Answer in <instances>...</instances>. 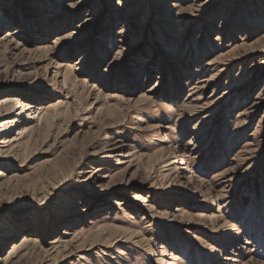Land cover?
Wrapping results in <instances>:
<instances>
[{
	"label": "rangeland",
	"instance_id": "374dc122",
	"mask_svg": "<svg viewBox=\"0 0 264 264\" xmlns=\"http://www.w3.org/2000/svg\"><path fill=\"white\" fill-rule=\"evenodd\" d=\"M5 98L1 261L264 264V0H0Z\"/></svg>",
	"mask_w": 264,
	"mask_h": 264
},
{
	"label": "bare ground",
	"instance_id": "6f19581e",
	"mask_svg": "<svg viewBox=\"0 0 264 264\" xmlns=\"http://www.w3.org/2000/svg\"><path fill=\"white\" fill-rule=\"evenodd\" d=\"M177 7H180V5H177ZM184 11V9L182 10V12ZM7 41H12L11 38H7ZM230 53V52H229ZM228 55V53L226 54ZM232 55V54H231ZM230 55V56H231ZM225 56V55H223ZM222 58V56H221ZM221 58H219L221 60ZM229 58V56H228ZM226 59V58H225ZM223 60V59H222ZM204 87H198V86H195V89H203ZM12 101L11 98H5L3 100H0V106H4V104H7L8 102ZM19 104V103H17ZM50 106L51 108L53 107H56L57 106V102H51L50 103ZM47 109H50V107H47ZM9 124V123H8ZM115 204L118 206V207H121L123 205L122 202H115ZM25 239L23 240V242L21 243L20 246H18L17 250L15 252H10L9 253V256H7V258H5V260H0V264H16L14 262H17L16 260L18 261H24L26 259H28L31 254H30V249L31 248H36L39 246V242H41V240L39 238H27V237H24ZM130 239V238H129ZM41 248V247H40ZM37 249V248H36ZM42 250V249H41ZM35 251V250H34ZM26 252V253H24ZM41 252V251H40ZM43 253V251H42ZM33 254V253H32ZM41 254V253H40ZM45 255V253H44ZM39 258H42L41 256H38ZM23 258V259H22ZM38 258V259H39ZM39 262V261H38ZM45 263V262H44ZM38 264V263H37ZM39 264H43V260H41V262ZM48 264V263H47Z\"/></svg>",
	"mask_w": 264,
	"mask_h": 264
}]
</instances>
